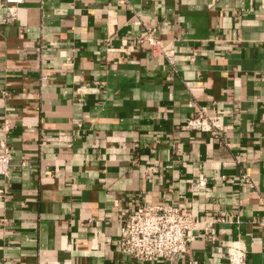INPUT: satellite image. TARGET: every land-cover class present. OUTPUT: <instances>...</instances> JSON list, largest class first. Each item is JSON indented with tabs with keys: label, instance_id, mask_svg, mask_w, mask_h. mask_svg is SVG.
Listing matches in <instances>:
<instances>
[{
	"label": "crops",
	"instance_id": "1",
	"mask_svg": "<svg viewBox=\"0 0 264 264\" xmlns=\"http://www.w3.org/2000/svg\"><path fill=\"white\" fill-rule=\"evenodd\" d=\"M202 108L220 137L184 127ZM3 144L0 264H230L235 241L264 264V0H0ZM144 201L212 238L130 258L120 218Z\"/></svg>",
	"mask_w": 264,
	"mask_h": 264
},
{
	"label": "built area",
	"instance_id": "2",
	"mask_svg": "<svg viewBox=\"0 0 264 264\" xmlns=\"http://www.w3.org/2000/svg\"><path fill=\"white\" fill-rule=\"evenodd\" d=\"M7 2L18 4L22 0ZM9 11L10 15L5 18L6 21L16 18V6H9ZM136 40L147 42L155 55L163 54L169 61H173V44L166 43L157 35L155 29H147L137 36ZM184 127L207 131L214 137H220L222 131L219 119L211 117L205 108L189 118ZM11 160L12 152L3 144L0 151V175L9 174ZM244 176L243 179H247V176ZM120 222V250L138 262L170 260L187 252L195 238H212L211 221H204L192 210L182 209L173 203L152 204L144 201L134 211L123 215ZM199 224L203 225V232L198 234L195 231ZM228 254L230 264H248L247 249L238 241L230 245Z\"/></svg>",
	"mask_w": 264,
	"mask_h": 264
}]
</instances>
